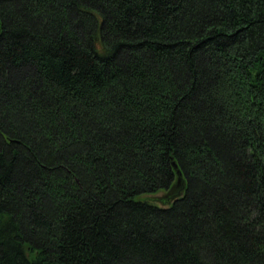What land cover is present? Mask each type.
Returning a JSON list of instances; mask_svg holds the SVG:
<instances>
[{"label": "trees", "instance_id": "1", "mask_svg": "<svg viewBox=\"0 0 264 264\" xmlns=\"http://www.w3.org/2000/svg\"><path fill=\"white\" fill-rule=\"evenodd\" d=\"M0 264H264V0H0Z\"/></svg>", "mask_w": 264, "mask_h": 264}, {"label": "rangeland", "instance_id": "2", "mask_svg": "<svg viewBox=\"0 0 264 264\" xmlns=\"http://www.w3.org/2000/svg\"><path fill=\"white\" fill-rule=\"evenodd\" d=\"M162 193H163V191L160 190V191H157L156 193H146V194L142 195L141 197L144 199L146 198L151 202L153 201V202H157V203L161 204L160 202L155 201V200H156V198H158L157 196L161 195Z\"/></svg>", "mask_w": 264, "mask_h": 264}, {"label": "water", "instance_id": "3", "mask_svg": "<svg viewBox=\"0 0 264 264\" xmlns=\"http://www.w3.org/2000/svg\"><path fill=\"white\" fill-rule=\"evenodd\" d=\"M173 165H174V167H175V169H176V173L178 174V179H177L176 184H179V182H180V180H181V178H182V173H180V170H179V168H177L176 163H173Z\"/></svg>", "mask_w": 264, "mask_h": 264}]
</instances>
